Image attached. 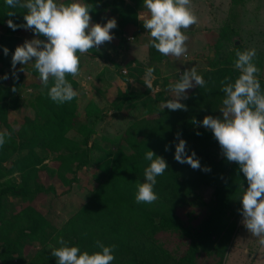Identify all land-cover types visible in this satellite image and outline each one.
<instances>
[{
	"label": "rangeland",
	"instance_id": "1",
	"mask_svg": "<svg viewBox=\"0 0 264 264\" xmlns=\"http://www.w3.org/2000/svg\"><path fill=\"white\" fill-rule=\"evenodd\" d=\"M102 1L88 0L93 4L90 10L91 22L104 23L115 17L117 26L110 30L113 33L110 41L101 44L99 50L93 48L98 56L90 52L81 55L82 66L74 76L78 81L79 124L66 134L79 143L77 151L87 154L89 163L78 168L75 162L72 169L64 172V179L57 169L60 161L52 159L53 156L49 154L43 163L45 165L42 164L44 167H41L40 176L43 183L52 186L53 190L37 196L33 201L48 217L53 228H62L88 204L98 186L96 174L100 173V164L104 160L112 165L124 152L133 151L134 141L129 137L140 142L152 141L155 133L151 125L156 124L164 131L175 123V118L192 112L194 108H198L197 116L200 118L210 112L212 116H222L219 110L221 100L217 94L206 93V89L200 94L202 98L198 102L186 101L196 87L187 89L188 98L183 101L188 106L186 110H169L165 107L161 111L160 103L171 95L167 85L178 79L186 68L195 66L198 72L204 74L209 69L233 67L236 49L254 47L257 50L254 62L261 69L259 78L264 79V0H192L198 23L184 30L188 35V48L187 53L180 57H165L151 47L148 44L150 37L142 21L125 20L117 8L112 12L111 6L112 9L116 4L120 6L121 0H105V6ZM123 2L134 4V0ZM135 6L137 13L144 10L143 5ZM102 7L105 9L99 12ZM32 37L30 30L18 32L15 47ZM148 66H154L151 89L143 83L149 79L145 73ZM23 67L25 71L20 70L21 65L17 64L14 78L11 66L4 67L0 63V76L9 73L7 79L0 80V128L14 133L19 131L26 120L36 118L38 110H41L37 106L38 96H42L46 90L40 79L32 74V62ZM137 123L150 124V128L146 126L145 130L142 127L131 136L128 135ZM44 148H48L47 144L45 147H36L45 156L47 151ZM202 160L212 166L227 159L215 140L210 149L206 148ZM13 176L17 177L19 173ZM119 176L128 179L132 174L122 172ZM9 178L0 181L5 180L6 183ZM214 188L212 185L194 188L187 199L178 205L177 220L195 229L212 210ZM23 206L24 203L17 200H11L9 204L13 210ZM232 219L234 228L226 245L219 242L218 252L214 251L213 254L200 252L197 264H264V245L259 244L258 238L252 236L241 223V214L237 219L234 216ZM189 242L190 237L182 231L170 230L166 234L150 237L142 248L144 252L151 250L155 254L165 250L169 261L182 256ZM30 248L29 245L25 246V251L33 250V246ZM0 264H3L1 259Z\"/></svg>",
	"mask_w": 264,
	"mask_h": 264
},
{
	"label": "trees",
	"instance_id": "2",
	"mask_svg": "<svg viewBox=\"0 0 264 264\" xmlns=\"http://www.w3.org/2000/svg\"><path fill=\"white\" fill-rule=\"evenodd\" d=\"M123 3L121 0L123 6L116 4L113 9L111 6L112 12L117 8V12L120 11V15L125 20L136 22L137 8L135 5L142 6V0H134L133 5ZM105 5L104 0L103 6ZM102 9L105 8L102 7L99 12ZM8 10L9 7L4 4V0H0V30H3L0 33V63L4 67L11 66L16 34L23 30H30L9 28L5 21L11 18L17 23L23 22V11L25 10L14 9L13 17L7 16ZM32 34L34 35L33 32ZM40 38L45 37L41 35ZM4 46L9 48L7 55L3 53ZM88 52L98 56L94 49H89ZM81 66L80 63V69ZM31 72L39 78L33 66ZM237 75L238 70L234 67L207 70L203 74L207 80L206 87L201 89L196 86L189 100L186 101L198 102L202 98L200 94L204 93L205 89L206 93L217 94V97L222 100L220 81L225 76L234 79ZM66 78L76 88L78 81L75 77L69 74ZM260 81L264 88V79ZM45 89V93L38 96L37 106L41 110H38L36 118L26 120L17 133L8 131L11 135L0 147V180L11 177L6 183L5 180L0 181V259L3 264H56V258L51 255L48 245L59 246L57 238L60 236L89 251L95 250L97 240L105 244L114 243L116 259L112 264H197L200 252L213 254L214 251L218 252L219 242H224L226 245L234 228L232 217L237 219L240 214L238 209L241 207L239 194L243 191L242 184L246 188L247 181L235 161L225 160L210 166L202 160L206 148L210 149L216 139L212 132L206 130L203 125H193L191 122L193 117L197 121L203 119L197 116L198 108L175 118V123L164 131L160 130L156 124L151 125L155 133L152 141L140 142L129 137L131 141H134L133 151L124 152L121 158H117L112 165L104 160L100 164V173L96 174L98 186L88 204L62 228H53L48 217L33 204L37 196L53 190L52 186H46L43 183L40 176L41 167L45 165L44 161L49 154L53 156L52 159L59 160L60 165L57 169H59V174L61 173L60 176L65 179L64 172L72 169L75 162L78 168L88 164L89 157L87 154L83 155L82 152H78L79 143L66 136L70 129L79 124L78 97L70 102L57 104L48 97L47 87ZM208 115H212V112ZM38 116L41 118L37 119ZM146 126L150 128V124L137 123L128 135L131 136L142 127L146 130ZM0 131L6 130L0 128ZM177 132L186 140V151L190 153L195 150L200 160V168H192L187 163H178L173 158L174 141L178 139ZM91 133L92 130L88 136ZM85 143L88 142L85 141ZM46 144L48 148H44V151H47L44 156L37 151L36 147L38 145L45 147ZM166 144L169 145L168 150H165ZM12 148L15 149L12 150ZM148 148L165 158L168 168L157 177L154 190L158 198L151 203L136 202V186L143 180V170L148 164V161L144 159V153L149 150ZM205 166H209L210 170H202ZM16 172L19 176L12 177ZM122 172H130L132 176L123 179L119 176ZM51 175L53 176L54 173ZM51 175L49 176L52 177ZM201 185L215 186L212 210L193 229L177 220L176 209L187 199L194 188ZM11 200L22 202L24 206L13 210L9 207ZM170 230L182 231L184 235L190 237L188 249L182 256L177 259L171 258L168 261V252L165 250L158 254L151 250L143 251L142 247L147 244L150 237L166 234ZM27 245L31 246L30 249L33 246V250L26 252L25 246ZM220 255L222 258L223 253Z\"/></svg>",
	"mask_w": 264,
	"mask_h": 264
},
{
	"label": "clouds",
	"instance_id": "3",
	"mask_svg": "<svg viewBox=\"0 0 264 264\" xmlns=\"http://www.w3.org/2000/svg\"><path fill=\"white\" fill-rule=\"evenodd\" d=\"M4 4L9 7L8 17L15 15L16 8L25 10L23 22L17 23L11 18L5 21L9 28L30 29L34 33L12 52V76L16 77L18 63L20 70L25 71L23 66L33 62L32 66L52 101L63 104L78 97V90L66 76L78 74L82 54L93 48L99 50L101 44L113 38L110 30L117 26L115 17L104 23L91 22L93 4L88 0H4ZM142 4L144 10L137 13V19L142 21L150 37L148 44L165 57L186 54L188 35L184 30L198 23L192 0H142ZM41 35L45 38L41 39ZM8 52L9 48L4 46L3 53L7 55ZM256 55L254 47L236 49L233 67L238 70V75L234 79L225 76L220 81L223 97L219 110L222 116L205 115L200 121L193 117L191 122L210 130L222 155L238 164L247 181V187L242 184L243 191L239 194L241 223L258 238L259 244L264 245V88L259 79L261 69L254 62ZM153 72L154 66L145 69L149 79L143 83L149 89L152 88ZM8 76L5 72L0 80ZM206 85L207 80L195 66L186 68L178 79L167 85L171 95L160 103L161 111L165 107L186 110L188 106L183 101L188 98L187 89L196 86L202 89ZM10 135L8 131H0V147ZM176 137L173 158L178 163L200 168L195 150L188 153L186 140L179 132ZM168 147L166 144L165 150ZM148 149L144 153L148 164L143 170V180L136 186V202L151 203L158 198L154 190L157 177L168 168L165 158ZM202 170L208 171L210 167L205 166ZM57 244L59 246L48 245L56 264H112L116 259L114 243L97 240L95 250L89 251L60 236Z\"/></svg>",
	"mask_w": 264,
	"mask_h": 264
}]
</instances>
